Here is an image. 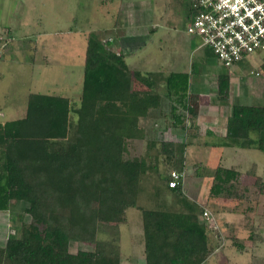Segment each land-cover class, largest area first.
Masks as SVG:
<instances>
[{
    "label": "trees",
    "instance_id": "obj_1",
    "mask_svg": "<svg viewBox=\"0 0 264 264\" xmlns=\"http://www.w3.org/2000/svg\"><path fill=\"white\" fill-rule=\"evenodd\" d=\"M261 67L264 76V63ZM153 77L158 75L130 71L110 42L89 35L78 106L63 96L30 94L21 119L0 123V213L22 203L29 216L19 236L9 235L0 246V264H120L116 242L99 240L98 232L100 225L125 224L126 211L137 208L145 192V177L157 169L145 157L128 154L131 143L145 139L140 120L155 118L167 104L181 129L185 116L194 129L199 112L200 98L189 92L187 73L166 76L164 95L154 89ZM229 92L230 76L223 70L216 78V100L226 104ZM222 140L217 147L264 152V106L233 105ZM153 144L147 141L146 149ZM158 145L166 161L184 164L188 142ZM245 174L264 196L256 165ZM240 176L236 167L217 165L206 204L239 207L247 190ZM165 180L179 210L139 208L145 264H203L214 251L207 235L217 231L212 215L204 222V208L187 198L182 183L169 188ZM230 239L241 248L237 238ZM247 239L264 242L253 225ZM71 243L92 248L73 253Z\"/></svg>",
    "mask_w": 264,
    "mask_h": 264
},
{
    "label": "rangeland",
    "instance_id": "obj_2",
    "mask_svg": "<svg viewBox=\"0 0 264 264\" xmlns=\"http://www.w3.org/2000/svg\"><path fill=\"white\" fill-rule=\"evenodd\" d=\"M143 6L151 8L153 24L156 23L159 28L158 35L151 36L154 44L150 41L146 47L143 45L136 56L142 58L145 54H151L150 67L153 69L169 58L166 52L169 54L175 48L185 51L189 56L192 45L185 30L190 0H0V123L21 119L25 114L30 94L59 95L69 98L73 106H78L87 37L94 35L103 42L112 40L115 44L128 49L131 47V41L127 38L130 33L129 20L135 21L140 34L144 35L147 30L149 35V31L152 30L149 22L151 18L147 16L143 19L140 15ZM123 8L130 9V12H135L136 15L130 13L128 16ZM142 43L141 40L140 45ZM210 52L206 56L200 55L204 53L203 51L196 52L191 60L199 68L197 59L203 56L205 62L209 64L205 69L214 75L221 70ZM181 56L184 57L182 54ZM263 57L264 53L255 54V62L261 63ZM249 64L245 70L237 69L231 80L254 84L257 88V83L264 82V76L258 71L257 66ZM196 76L197 74L191 77L193 82ZM139 86L136 87L140 89ZM256 93L258 95L256 98L244 96L240 103L264 106L263 87L256 90ZM155 115V118L140 120V126L145 131V141L137 142L135 145L131 143L128 146V154L130 157H145L157 169L151 170L145 177L143 182L145 192L139 197L137 208L128 210V223L109 228L100 225L98 239L115 243L119 237L121 241L117 245L121 253L139 252L142 240L140 230H136L138 227L141 228L139 208L160 207L179 210L172 194L165 187L166 180H163L168 179L172 171L183 172L182 185L187 198L195 196L217 223L214 225L217 226L215 233L219 244L223 245L221 254L224 258L220 257L219 263L210 260L209 264H264V242L253 245L247 239L248 226L253 225L264 241V196L257 193L253 185L254 178L245 174L251 165L255 164L256 174L264 178V152L252 149L236 156L229 153L223 155L222 152L225 151L218 148L210 146L204 149L203 144L206 140L202 135L196 144H192V134L196 133L199 136L200 131L197 127L194 129L189 127L188 116H185L186 128L185 130L177 128V132L183 138V142L189 143V147L185 150L184 164L173 165L158 152V144L165 136L163 111ZM71 117L76 120L74 114H71ZM147 141L154 142L148 149ZM217 165L236 167L241 173L239 181L242 188H247L246 199L236 209H232L231 203L225 202L226 210L221 208L222 205L219 203L206 205L212 185L211 175ZM28 221L29 216L25 214L22 203H12L7 213H0V246L9 235L18 237L21 222ZM102 230L110 233L104 234ZM228 237L237 238L241 248L234 246ZM79 248L89 250L92 246L82 243L70 245V251L73 253Z\"/></svg>",
    "mask_w": 264,
    "mask_h": 264
},
{
    "label": "crops",
    "instance_id": "obj_3",
    "mask_svg": "<svg viewBox=\"0 0 264 264\" xmlns=\"http://www.w3.org/2000/svg\"><path fill=\"white\" fill-rule=\"evenodd\" d=\"M110 1H112V0H110ZM129 5H131V4H129ZM124 7H126V6H124ZM124 10H126V12L128 13V16H130V13H133V15H136L135 12H130L131 11L130 9H124ZM140 13H141L140 15H142L141 17H143V19H145L147 16H148V18L149 17L151 18L149 20V22H151L150 26L152 25L151 26L152 30L149 31V35L147 34V30H146L147 28H145L146 31H145L144 35L140 34V32L138 31V28L136 27L135 21L129 20L130 23H128L129 24L128 29H129L130 33L127 35V38H128V40L131 41V45H130L131 47H129L127 49L123 46H119V45L115 44L114 41L109 40L110 41V47L113 50H115L117 52H121L123 54L124 60H125L130 71L139 72L143 76H148L150 74L158 75L157 78L153 77L154 78L153 80L155 82L154 89L161 95H164V91H165L164 90V78L166 76H168L171 73H187L189 75V92L199 95V98H200L199 112H198V116L195 120V128L197 127V130L200 131V135L197 136L196 133L192 134V138H193L192 144H196L197 140L201 139L203 136L206 140L203 144L204 149H208V148H210V146H211V148H213V147L218 148V149L225 151L224 153L222 152L223 155L224 154L227 155L229 153L230 155L236 156V155H240V154L244 153L243 151H245V150L246 151L252 150V149H241V150H239L240 148H232V147H217V145L222 143V141H223L222 139L226 134V122H227L228 117L231 114L232 106L233 105H245V104H247V103H243V102L240 103V99L241 98L243 99L244 96H248L250 99L256 98L258 96L256 93V90H259L260 87H263V93L262 94H264V82L261 81V82L257 83V85H258L257 88L255 87L254 84L246 83L244 81H239V80L233 81L234 82V84H233V82L231 80L232 76H230L229 99H228L226 104H220L216 100V78H217V75L219 74V72L214 74V75L209 74V70L205 69V67L209 66V64H207L205 62V58L203 56H199L197 59L198 60L197 63H198V65H200L199 68H197V66H195L196 63H192V60H191V58L195 55L196 52L198 53L199 51H203L204 53L200 54V55L206 56L207 53H209L210 51L207 48L200 47L199 41L195 38L190 37V36H189V41L192 45V50L189 53V56L186 54L185 51L182 52L181 49L175 48L172 52L170 51L169 54H168V52H166V56H168L169 58H167V60H165L163 63L161 62L163 65L161 64V65H159V67H155V69L151 68L150 67L152 65L151 54H147L148 56L145 54L142 58H138L136 55H137L138 51L141 48H143L142 47L143 45H144V47H146L147 44L151 41V36H154V35L157 36L158 35L157 30L159 27L156 23L153 24L154 21H153L152 16H151V8H149L147 6L146 7L143 6V9H140ZM141 40L143 41V43L140 45ZM151 43H153V42L151 41ZM161 50H163V49L161 48ZM177 50H178V52H177ZM181 54L184 57H182ZM254 56L250 57L248 60H245V61L239 63L237 66H235L234 75H235V72L237 69H242V70L247 69V67L250 66L249 63H253L255 66H257L258 71H261V73H262V67L261 66L264 63V57H263V60L261 63H256ZM177 57H179V58H177ZM145 58H147L148 60L146 61ZM129 59H130V64H129ZM218 65H219V63H218ZM186 67H187V69H186ZM219 70L223 71V69L221 67ZM196 74H197L196 80L193 82L191 77L193 75H196ZM160 89L162 91H159ZM262 94L259 95V98H261ZM206 98L208 100H206ZM234 99L236 101H234ZM245 106H254V105H245ZM156 113H159V112H156ZM150 119H152V118H150ZM174 120L175 119L168 113V105L165 104V106L163 107V130L165 131V133H164L165 136L163 138V141L172 142V143H182L183 138H181V135L177 132V128H180V127L175 123ZM144 141H145V139L141 142L144 143ZM184 157H185V153H184ZM226 157L227 156L224 157L225 158L224 160H226ZM220 161H221V158H220ZM220 164H222V163L220 162ZM222 167L229 168L226 166H222ZM256 172H257V166H256ZM261 178L264 181V178L263 177H261ZM183 185H184V181H183ZM183 191H184V194L186 195L184 187H183ZM191 198H189V199L203 207L202 203L198 202V199L195 198V196L193 197V195H192ZM207 198H208V196H207ZM204 210H205V208H204ZM126 220L127 221L125 222V225L128 223V210L126 211ZM213 221H214L213 224L217 225V223L214 219H213ZM225 223H228V222L225 221ZM107 228H109V227H107ZM215 228L217 229V226ZM136 230L137 231L140 230V236H141L142 235V224H141V228L138 227V228H136ZM115 231L117 232V229H115ZM102 233L109 234L110 232H107V230H102ZM118 233H117V236H118ZM113 234H114V232H113ZM207 235H208L209 244L211 246H213L214 251H213V254L210 255L203 264H209L210 260L211 261L216 260V262L219 263L220 259L224 258L223 255L221 254L223 245L219 244L217 237H216L217 236L216 233L213 232L211 229L208 230ZM114 236H116V233ZM223 237H225V236H223ZM120 241L121 240L118 237L116 244L117 243L120 244ZM119 250H120V264H145V259H144V254H143V240H141L140 246L138 248L139 252H135V253H128L127 252V253L123 254V253H121L120 247H119ZM255 259H257V258L255 257Z\"/></svg>",
    "mask_w": 264,
    "mask_h": 264
},
{
    "label": "built area",
    "instance_id": "obj_4",
    "mask_svg": "<svg viewBox=\"0 0 264 264\" xmlns=\"http://www.w3.org/2000/svg\"><path fill=\"white\" fill-rule=\"evenodd\" d=\"M186 34L211 51L229 76L239 63L264 53V0H190ZM168 187L183 184V173L172 171ZM203 221H212L204 211Z\"/></svg>",
    "mask_w": 264,
    "mask_h": 264
}]
</instances>
